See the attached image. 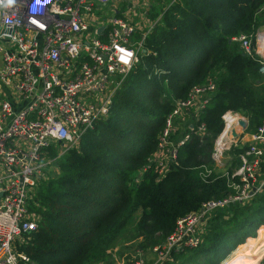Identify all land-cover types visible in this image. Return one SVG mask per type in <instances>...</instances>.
<instances>
[{
    "label": "trees",
    "instance_id": "trees-1",
    "mask_svg": "<svg viewBox=\"0 0 264 264\" xmlns=\"http://www.w3.org/2000/svg\"><path fill=\"white\" fill-rule=\"evenodd\" d=\"M168 3L153 5L156 20L143 43L146 51L139 52L108 115L53 161L58 171L35 190L29 208L39 215L38 226L19 246L29 261L17 264H110L119 241L137 239L143 249L159 244L180 216L228 191L210 156L226 110L246 117L247 131L264 119V73L253 52V34L264 28V0ZM241 33L252 37L250 54L237 40ZM208 79L215 89L196 120L208 134L186 139L164 177L156 179L151 165L140 173L174 99ZM241 146L230 151L227 169L237 165ZM263 229L264 185L244 204L215 211L202 241L164 264H221Z\"/></svg>",
    "mask_w": 264,
    "mask_h": 264
},
{
    "label": "built area",
    "instance_id": "built-area-1",
    "mask_svg": "<svg viewBox=\"0 0 264 264\" xmlns=\"http://www.w3.org/2000/svg\"><path fill=\"white\" fill-rule=\"evenodd\" d=\"M137 2L142 20L135 21L119 8ZM167 2V0H165ZM173 0H170V3ZM158 2H160L158 0ZM155 0H14L0 4V264L29 261L19 246L36 230L39 215L29 208L35 190L48 177L49 166L75 145L95 121L110 111L113 96L140 51L150 28ZM168 3V4H170ZM156 20V19H155ZM140 40L133 39L136 31ZM251 36L237 40L248 54ZM253 52L260 57L264 73V28L253 34ZM215 89L213 79L194 84L185 97L174 99L148 163L164 177L177 164L178 147L192 134L206 131L197 113ZM224 124L214 140L216 159L226 144L217 138L243 116L227 110ZM230 118H235L233 121ZM229 124V126H227ZM183 135L173 136L177 132ZM236 145V144H234ZM242 145V146H241ZM237 165L224 169L228 191L204 200L180 216L164 240L147 251L136 250L129 264H164L174 252L196 247L218 209L232 202L244 204L264 185V119L239 144ZM205 174L211 172L207 168ZM138 180V177H136Z\"/></svg>",
    "mask_w": 264,
    "mask_h": 264
},
{
    "label": "rangeland",
    "instance_id": "rangeland-1",
    "mask_svg": "<svg viewBox=\"0 0 264 264\" xmlns=\"http://www.w3.org/2000/svg\"><path fill=\"white\" fill-rule=\"evenodd\" d=\"M155 2H158V0H155ZM136 4H137V7H135V5L133 4L132 8H130L129 10H126L127 9V2L119 1L118 6L124 12L130 14V16L135 21L142 20L143 17L140 16L141 7L142 6L146 7V5H142L138 2ZM151 11H153L152 7L150 9V12ZM149 17L151 18L150 13H149ZM143 21H144V26L147 28L148 27L150 28L151 24H153L155 19L154 20H143ZM140 32H141L140 30L136 31L134 33V35L132 36V38L140 40ZM136 33H138L139 35H137ZM239 120L241 122H238V124L231 125L230 128L227 130V133L224 137V138H226L225 147L223 148L222 155L217 159L212 156V153H214V151L216 150L214 147V141H213V146H212L210 158L212 159V161L214 163H213V166L211 169H213V170L215 169L216 172H220V171L223 172L224 169L228 168L227 164H228L230 158L232 157V155L230 154V151L234 147V144L239 145L241 143L244 144L247 142V135L250 132V131H247L246 129H244L246 126V123H247V119H246V117L243 116ZM223 123H224V121H223ZM207 134H208V132L206 130L204 132V134H202L203 135L202 137L206 136ZM226 136H228V137H226ZM48 169H49L48 175H49V173H50V175H54L58 171V167L56 165H53V164L50 165ZM255 232L256 231L254 230V232L252 234H255ZM259 237H260V232L257 233L256 239H259ZM136 241H137V239L136 240L135 239H129V240L123 239V240L119 241L118 243H116V245H114V247H113L114 252H113V256L111 257L110 264H129V259H130V257H132V255L135 253L136 250L140 249L141 251H147L148 249H150V247L143 249V248L137 246ZM248 245H250V243L245 244L242 249H244ZM261 251H263V252L260 253V256L258 257L257 260H255L254 264H264V250H261ZM98 264H105V263H98Z\"/></svg>",
    "mask_w": 264,
    "mask_h": 264
},
{
    "label": "bare ground",
    "instance_id": "bare-ground-1",
    "mask_svg": "<svg viewBox=\"0 0 264 264\" xmlns=\"http://www.w3.org/2000/svg\"><path fill=\"white\" fill-rule=\"evenodd\" d=\"M234 119L235 118H230L231 121ZM227 126H229V124ZM224 137L225 133H222L217 138V144H220ZM261 250H264V229L260 231L259 239L253 240L250 245L240 251L233 249V251L227 255L221 264H254L255 260H257L260 256V253L263 252Z\"/></svg>",
    "mask_w": 264,
    "mask_h": 264
},
{
    "label": "clouds",
    "instance_id": "clouds-1",
    "mask_svg": "<svg viewBox=\"0 0 264 264\" xmlns=\"http://www.w3.org/2000/svg\"><path fill=\"white\" fill-rule=\"evenodd\" d=\"M6 3L7 5H11L14 3V0H0V4Z\"/></svg>",
    "mask_w": 264,
    "mask_h": 264
},
{
    "label": "crops",
    "instance_id": "crops-1",
    "mask_svg": "<svg viewBox=\"0 0 264 264\" xmlns=\"http://www.w3.org/2000/svg\"><path fill=\"white\" fill-rule=\"evenodd\" d=\"M160 2H157V3H155V4H158V3H164L165 2V0H159ZM155 4H152V8L154 7L153 5H155Z\"/></svg>",
    "mask_w": 264,
    "mask_h": 264
},
{
    "label": "water",
    "instance_id": "water-1",
    "mask_svg": "<svg viewBox=\"0 0 264 264\" xmlns=\"http://www.w3.org/2000/svg\"><path fill=\"white\" fill-rule=\"evenodd\" d=\"M238 122H241L240 120H238Z\"/></svg>",
    "mask_w": 264,
    "mask_h": 264
},
{
    "label": "snow or ice",
    "instance_id": "snow-or-ice-1",
    "mask_svg": "<svg viewBox=\"0 0 264 264\" xmlns=\"http://www.w3.org/2000/svg\"><path fill=\"white\" fill-rule=\"evenodd\" d=\"M37 2H39V0H37Z\"/></svg>",
    "mask_w": 264,
    "mask_h": 264
}]
</instances>
